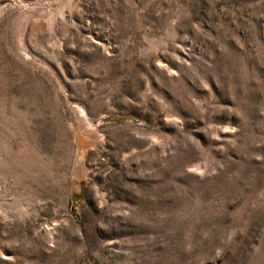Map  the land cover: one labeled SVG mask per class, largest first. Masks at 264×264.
<instances>
[{
    "label": "rangeland",
    "instance_id": "1",
    "mask_svg": "<svg viewBox=\"0 0 264 264\" xmlns=\"http://www.w3.org/2000/svg\"><path fill=\"white\" fill-rule=\"evenodd\" d=\"M0 264H264V0H0Z\"/></svg>",
    "mask_w": 264,
    "mask_h": 264
}]
</instances>
